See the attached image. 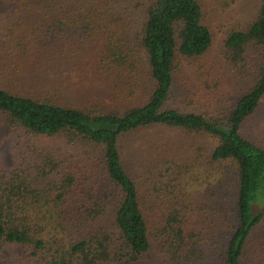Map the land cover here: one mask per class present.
Here are the masks:
<instances>
[{
  "label": "trees",
  "instance_id": "16d2710c",
  "mask_svg": "<svg viewBox=\"0 0 264 264\" xmlns=\"http://www.w3.org/2000/svg\"><path fill=\"white\" fill-rule=\"evenodd\" d=\"M223 4L251 7L225 42L250 86L210 116L169 106L181 59L202 57L213 45L204 0H8L7 26L26 42L17 56L39 63L48 38L73 41L78 59L115 89L113 105L78 108L0 86V118L9 126L61 136L85 151L82 169L48 157L35 178L16 171L0 178V259L6 244H18L41 264H245L264 224V143L248 133L264 103V0ZM126 73L132 81L124 87L118 81ZM151 128L217 144L186 159L188 167V155L169 150L136 163L139 146L127 163L124 141ZM191 166L199 167L192 173ZM179 174L208 181L214 200L200 209L208 212L204 223L173 198Z\"/></svg>",
  "mask_w": 264,
  "mask_h": 264
},
{
  "label": "rangeland",
  "instance_id": "374dc122",
  "mask_svg": "<svg viewBox=\"0 0 264 264\" xmlns=\"http://www.w3.org/2000/svg\"><path fill=\"white\" fill-rule=\"evenodd\" d=\"M225 1L204 0L208 8V26L213 34V45L202 57L181 59L175 74L173 97L169 106L184 112L218 116L231 106L237 95L245 92L250 86L248 80L241 82V79L246 77L232 67L226 57L225 42L229 32L252 13L251 7L240 6L224 10ZM9 11L8 0H1L0 86L32 97L40 98L46 95L61 104L78 108L90 107L100 101L109 106L113 105L108 99L115 89L114 84L104 80L92 67H88L86 62L78 59L81 53L78 54L73 41L62 46L52 37L48 38L42 46V54L36 52L42 57L39 63L17 56L22 52L19 46L26 42L18 41L20 37L25 38L19 29L7 26ZM92 48L93 45H90L88 49ZM22 64L25 65L22 67L24 69H18ZM124 76L118 84L125 87L132 78L128 73ZM248 128V133H251L253 138L264 143V103L251 119ZM216 144L210 139L204 140L182 131L151 128L126 139L124 153L129 163L128 159L133 150L141 147L144 155L142 159L135 158V161L139 163L142 160L144 164L159 160V154H167L169 150L179 158L188 155L182 159L183 166L186 167V159L194 156L196 152L206 154L207 150L214 148ZM84 153L83 147L71 146L61 136H37L23 128H13L0 118V178L8 179L15 171L31 174V178H35L39 176V168L48 157L55 159L61 168L82 169ZM198 167H192V173L196 172ZM226 169L230 170L225 167L222 171ZM185 170H181V173L185 174ZM174 186L175 189L172 188ZM170 192L176 202H181V206H184L185 201L197 213L195 218L204 223L208 212L200 209L209 210V201L214 200L207 180L179 174L177 181L170 187ZM196 224L197 222H194V225ZM223 224L225 225V220ZM116 244L119 245V242ZM0 264H41V261L33 258L18 244H6ZM245 264H264V224L256 230L252 243L246 250Z\"/></svg>",
  "mask_w": 264,
  "mask_h": 264
}]
</instances>
